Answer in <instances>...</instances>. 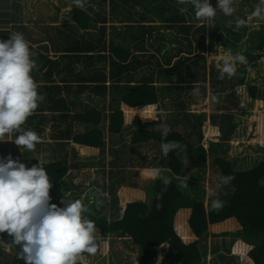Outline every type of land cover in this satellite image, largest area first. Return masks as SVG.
Instances as JSON below:
<instances>
[{"label":"trees","instance_id":"obj_1","mask_svg":"<svg viewBox=\"0 0 264 264\" xmlns=\"http://www.w3.org/2000/svg\"><path fill=\"white\" fill-rule=\"evenodd\" d=\"M17 1H0V47L10 46L13 60L23 63L28 73L23 71L24 81L13 89L19 94L23 92L27 98L25 107L34 111L51 109L53 100L48 92L52 97L53 92H56L54 96L60 95L75 86H35L30 79L38 82L51 74L46 71L39 78L43 71L38 75L35 72L39 64L33 59V45L41 42L33 38L32 23L24 22ZM170 1L189 14V19L167 21L173 27L179 25L178 34L184 30V38L169 40L178 42V51L163 54V64L154 60L156 56L153 62L147 59L146 70L137 56L132 60L129 55L120 58L119 45L114 47L112 38L110 48L107 46L106 28H100L88 13L73 9L78 29L72 30L73 37H69L74 47L86 40L87 50L95 51L96 42L104 50L98 52L97 59L86 58L89 62L98 60L99 68L92 64L75 78L66 75L63 79L69 80L68 83L77 80L81 83L78 86L81 95L87 91L95 97L73 102L74 109L79 108L80 113L72 120L85 125L86 131L62 133L57 137L58 145L51 148L62 159L49 163L43 160L41 169L20 166L19 176L0 178V211L8 217L11 230L30 223L47 231L64 249L65 257L77 261L76 264H105L109 260L104 255L108 242L112 247L121 242L130 249L132 245L137 252V264H163L166 262L161 258L164 249L170 250L169 264L228 261V264L232 261V264H244V259L235 262L233 256H224L216 244L208 242L210 236H229L234 229L245 247L256 250L254 264H264V155L246 160L253 166L249 176L255 172L261 174L256 191L246 180L233 177L235 185L229 188L227 183L216 179L230 171L226 165L238 168L235 161L227 162L231 159L225 158L227 151L223 142L237 137L236 129L243 123L241 119L253 115L254 102L260 103L259 110L264 111V0ZM175 7L171 6L176 11ZM110 11L113 15V10ZM106 21L103 22L106 24ZM77 31L84 32L82 37L75 36ZM96 34L101 35L102 40ZM46 42L55 45L56 38H47ZM64 60L44 64L55 68ZM66 71L65 67L61 68L59 74ZM84 73L86 77L82 78ZM145 78L151 79L147 92L152 91V103L157 106L155 115L149 120L136 115H114L116 108L123 104L126 107L121 99L132 95L139 84L130 85L134 81L143 82ZM81 80H88V84H82ZM35 93L46 95V100H39ZM207 96L225 104L223 113L213 116L210 127L205 114L199 113L196 107L195 112L192 110ZM108 99L111 100L108 102ZM58 104L54 110H60L65 102ZM107 108H111L109 115ZM161 108L165 110L162 114L159 113ZM61 119L68 120L63 114ZM107 121L112 125L110 132H107ZM116 125L123 126L120 132H115ZM253 127L255 131L257 123L254 122ZM208 130L211 136H207ZM27 138L24 137L23 145L26 149L32 147ZM68 139L73 140L76 148L83 147L89 153V160H67L64 141ZM213 139L220 144L205 148L204 142ZM140 169H155L154 177L142 180ZM241 169L244 171L243 166ZM240 170L237 176L244 175ZM208 172L211 183L218 184L219 189L212 187L207 196ZM123 189L145 193L148 201L137 199L125 204L120 196ZM90 199L94 208L89 207ZM68 206L70 210L78 209L69 216L71 237L83 235L77 251L67 241L64 213ZM173 209L181 210L180 215L183 211L189 212L188 231L184 229L183 234L168 223ZM229 225L232 229L228 230ZM219 227L227 229L215 230ZM210 228L214 231L210 232ZM20 235L24 236L23 231ZM13 245L11 250L0 243V264H32L24 257L18 242Z\"/></svg>","mask_w":264,"mask_h":264},{"label":"crops","instance_id":"obj_2","mask_svg":"<svg viewBox=\"0 0 264 264\" xmlns=\"http://www.w3.org/2000/svg\"><path fill=\"white\" fill-rule=\"evenodd\" d=\"M111 3H113L112 7H110ZM171 6L175 7L170 0H52L49 3L51 14H39L38 18L28 21L32 23L33 38L41 42L33 45V59L34 62L39 64L35 72L38 75L41 70L43 71V73L39 74V78L44 76L46 71L51 74L48 79L43 77L38 82L32 77L30 79H33L32 81L36 83L35 86L44 84L54 87L59 86L60 88L70 85L75 87H72L69 91L64 90L63 93L55 96L56 92L52 91L54 93L52 97H50L48 92L49 98L53 100L51 101L53 102V107L34 111L32 108L25 107L27 98L22 95L23 92L19 94V91L13 89L15 85H20L24 81L23 71L28 74L27 70L23 68L24 64L14 60L5 63L0 62V167H7L5 168L6 170H3V176H0V178L12 179L15 176L17 177V175L19 176L20 166L41 169L43 160H47L46 162L49 163L50 160L62 159L53 153L51 148L53 145L55 147L58 145L57 137H60L62 133L75 134L86 131L85 125L79 124V121L73 122L72 120L73 116H77L79 115L77 113H80L79 108L74 109L73 102H83L95 99V97L88 95L90 92L87 91L84 95H81L78 92V86H81V83L77 80L68 83L70 82L69 80L63 79L66 75L67 77L72 75L75 78L92 64H96V67L99 68L98 60L89 62L86 58L93 57L97 59L99 56L98 52L104 50L103 46L97 42L93 48L95 51L92 52L90 48L87 50L86 40L81 41L82 44H79L80 46L74 47L73 39L71 38L73 34L71 32L75 28L78 29V25L72 16L73 9L77 8L88 13L99 23L100 28H106L104 36L107 37V46L109 47L110 38H112L114 47L119 45L120 58H125L129 55V59L132 60L137 56L144 63L146 70L147 59L153 62V56H156L157 58L154 60H158L160 64H163V54L169 50L172 53L178 51V42L176 40L169 42V40H173L175 37L184 38V30L183 35L178 34L179 25L173 27L167 21L174 19L179 22L180 19H189V14L187 15L185 9L182 10L179 7H175V11ZM111 9L113 10V15L111 14ZM172 16L174 17L172 18ZM191 17L194 18L195 14H191ZM104 19L107 20L106 24L103 22ZM199 26L193 28V30L195 31ZM36 27L40 28L41 32L35 30ZM43 27H47L48 30H44ZM67 27L69 28L67 29ZM83 34L84 32L77 31L75 36L82 37ZM96 36L102 40L101 35L96 34ZM52 37L56 38L55 45L46 42L47 38ZM74 48H77L76 52L71 51ZM80 48L82 52H79ZM0 52L7 53V58H13L11 56L12 48L8 45H2ZM10 52L11 55L9 54ZM77 56L81 58L77 60ZM62 58H65L64 63L58 67L53 68L50 66L48 68L44 64L45 61H48L49 64L50 62L58 63L62 61ZM9 65L13 66L14 73L9 72ZM64 67L67 70L66 73L63 72V75L59 74L61 68L64 69ZM14 75H16V78ZM84 76L86 77L85 73L82 78ZM81 81L82 84H88V80ZM7 83L9 88L6 87ZM136 84H139L137 85L138 89H134L132 95L129 94L130 96L127 95L126 99H121L120 101L125 102L126 107L123 104L116 108L117 111H113L114 115H141L137 108L138 105L141 107V111L150 112L148 115L153 114L152 117L155 115L152 91L147 92V86H151V79L146 80L145 78L143 82L134 81L130 86L135 87ZM35 95L39 100L43 99V101L47 97L42 93H35ZM110 100L108 99V102ZM58 102H65V104L57 111L53 108L57 105L59 106ZM157 105L160 106L159 102ZM110 111L111 108H107L106 112L108 115ZM163 112L165 110L161 108L160 113L162 114ZM61 114L67 117L68 120L63 121ZM37 117V122H34ZM106 125L107 132H110L112 125H110L109 121H107ZM122 127L116 125L115 132H120ZM27 136L29 137L27 142L31 143L32 147L28 146L30 148L26 149L23 145H25L24 137ZM64 143L66 145L65 157L67 160H89V153L83 147H79L80 149L76 148L72 139H68ZM60 148L62 150V147ZM75 149L78 151H75ZM60 155L62 156V154ZM144 170L155 172V169Z\"/></svg>","mask_w":264,"mask_h":264},{"label":"rangeland","instance_id":"obj_3","mask_svg":"<svg viewBox=\"0 0 264 264\" xmlns=\"http://www.w3.org/2000/svg\"><path fill=\"white\" fill-rule=\"evenodd\" d=\"M0 1H7V0H0ZM52 0H18L16 2V5L18 7V12L20 13L22 19L24 22L28 23L29 20H34L35 18H38L39 14L44 13H50L49 11V3ZM10 4L12 2L10 1ZM36 14V15H35ZM249 46V45H248ZM11 55V52L9 53ZM13 56V52L12 55ZM12 59V60H11ZM7 58V53L0 52V62H7V61H13V58ZM211 61V58L209 57V62ZM11 70V71H10ZM230 70V69H229ZM228 70V71H229ZM9 72L14 73V68L12 65H9ZM223 101L214 102L212 101L209 96H207L206 100H201L199 105L193 106V111L195 112L198 109L199 113H203L206 115L209 123V127L211 126L212 122L214 121L213 116L218 117L221 113H223ZM259 105L257 101L254 102L253 108H252V116H249L248 118L241 119L243 123L240 127L236 129L237 137L234 139H230L226 142H223L224 147L226 148V159L229 164H232L234 161L236 162L235 166L236 170L233 168V165H226V167L230 168V171L224 172V176H217L216 179L220 180L224 184L227 183V186L229 188H233L235 185L234 180L231 178L236 177L237 180H246L251 189L256 191L259 188V185L257 183V180L261 176V174L258 172H255L253 175L249 176L252 171V164L249 162H246V160H253L254 158H260L264 154L262 153V150L264 148V111L259 110ZM154 107H157L154 105ZM160 106L158 105V108ZM137 108L139 109V114L143 120L151 119L152 115L150 112H144L141 111V107L138 105ZM161 110L159 109V113ZM147 114V115H142ZM217 119V118H216ZM257 123V127L254 131L253 123ZM126 123V122H124ZM122 123V124H124ZM207 136L212 135V133L208 130ZM216 139L205 141L204 145L205 148L208 146L215 147L216 145L220 144L219 142L215 141ZM85 161V160H82ZM243 166V169L240 170V168ZM7 167H0V176H3V170H6ZM232 170V171H231ZM237 170L245 172L244 175H238L237 176ZM235 172L236 174L230 173ZM139 177L143 180L149 179V177L153 176V174H149V171H146L144 169L138 170ZM249 173V174H248ZM248 175V176H247ZM208 178L205 182V188L207 191V196L209 195L212 187H218V184L211 183L209 179V172H208ZM233 185V186H231ZM120 196L125 204L137 200H147L145 193L142 195L138 192H131L126 191L125 189L120 191ZM84 200V198H82ZM148 201V200H147ZM80 205V204H79ZM98 205L95 204V207ZM89 207L94 208V204L92 199L89 201ZM68 209L64 213V218L67 225V241L71 242L72 248L77 251L79 248L78 242L82 239V234H78L76 237H71V223L69 221V216L72 213H77V207L70 210V207H67ZM181 210L173 209L170 213L169 217V224L172 225L177 231H179L181 234H183V231L187 229V215L189 216V212L183 211L180 215ZM182 216V217H181ZM184 216V218H183ZM186 216V217H185ZM185 220V221H184ZM186 222V223H185ZM233 226L234 223H231ZM236 228V227H235ZM223 229H227L224 227L215 228V230L222 231ZM232 229V227L229 225L228 230ZM227 230V231H228ZM23 231L24 236L22 237L20 233ZM214 231V228H210V232ZM210 236L208 242L216 244L219 249L221 250L222 254L224 256H230L233 259H235V262H239L244 259V264H254V260L256 258V250L253 248L245 247L242 240L240 239L239 235L235 232V229L232 231V234L229 236H223L219 238H214ZM212 240V241H211ZM14 242H18V245L21 250L24 251V257L27 259L28 262L32 264H76L77 261H74L70 259L69 257H65L64 255V249L62 247H59L56 243L54 238L45 230L38 229L31 225L30 223H26L23 225L20 229L16 231L11 230L10 221L8 217L3 214V212L0 211V243L5 245L8 249L13 250ZM29 243V245H28ZM130 248L126 247L124 243H115L113 247L110 245V243H106V249H105V258L109 257V260L105 262V264H137L136 263V257L137 252L131 245ZM114 254V256L112 255ZM170 250L164 249L162 250L163 257V264H169L168 261L170 260ZM112 255V256H111ZM229 262V261H228ZM228 262L225 263H216V264H228ZM233 261L229 264H232ZM83 264V263H82Z\"/></svg>","mask_w":264,"mask_h":264},{"label":"clouds","instance_id":"obj_4","mask_svg":"<svg viewBox=\"0 0 264 264\" xmlns=\"http://www.w3.org/2000/svg\"><path fill=\"white\" fill-rule=\"evenodd\" d=\"M207 148H208V147H207ZM150 172L153 173V174L155 173L154 171H149V174H150ZM153 177H154V175L151 176V177H149V179H151V178H153ZM147 180H148V179H147Z\"/></svg>","mask_w":264,"mask_h":264},{"label":"built area","instance_id":"obj_5","mask_svg":"<svg viewBox=\"0 0 264 264\" xmlns=\"http://www.w3.org/2000/svg\"><path fill=\"white\" fill-rule=\"evenodd\" d=\"M151 174H153V173H151ZM154 175V174H153Z\"/></svg>","mask_w":264,"mask_h":264}]
</instances>
